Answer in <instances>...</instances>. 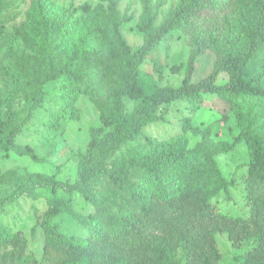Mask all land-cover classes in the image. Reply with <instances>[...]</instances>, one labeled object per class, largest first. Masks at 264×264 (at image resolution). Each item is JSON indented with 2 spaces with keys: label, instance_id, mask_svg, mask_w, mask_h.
Segmentation results:
<instances>
[{
  "label": "trees",
  "instance_id": "1",
  "mask_svg": "<svg viewBox=\"0 0 264 264\" xmlns=\"http://www.w3.org/2000/svg\"><path fill=\"white\" fill-rule=\"evenodd\" d=\"M252 7H256L255 26L232 43L213 47L210 35L222 30L227 19L239 12L248 13ZM159 8V1H146L136 23L144 34L145 44L135 51L131 50L121 32V26L130 21L132 15L120 13L112 1L96 14V30L106 46L103 76L119 95L135 100L136 104L130 112H124L120 98L96 100L99 123L89 127L86 147L78 152L75 179L58 180L54 175L40 172L21 174L14 169L0 172V182L12 179L22 192L33 186H42L52 193L32 233L36 225L41 226L46 243L65 254H74L75 264H99L105 258L106 249L138 252L150 232L167 233L175 225L180 226L187 237L185 264H215L204 251L200 253V263L194 260L190 242L193 231L188 221L189 216H195L210 206V198L204 196L207 188L227 190L215 153L202 140L191 148L175 150L170 145L181 141L182 136L163 141L143 132L144 126L164 120L158 113L163 104L182 100L194 102L204 93L218 94L229 105L239 130L233 144L245 141L250 150L246 164L245 200L250 207L247 221L255 228L258 246L264 245V0H178L177 5L157 23ZM79 9L84 17L90 12L86 3L74 7L71 1L69 7L64 8L60 21L62 28L70 24L71 16ZM174 31L190 37L184 77L178 85H161L163 65L155 61L154 69L146 70L142 64L146 56ZM194 36H201L202 42L196 44L192 39ZM208 51L214 57L211 70L202 78L193 80L196 62ZM57 66L48 63L40 75L27 114L10 127L5 126L1 118V107L10 104L13 95L0 98V134L6 131L0 136V149L14 150L35 161L41 160L30 145L18 144L14 138L42 103L45 96L43 85L59 78L65 79L64 103L52 114L48 131L55 136L64 133L73 116L75 94L82 81L74 63L58 62ZM22 70L23 76L29 75L30 69L23 66ZM155 71H158V77ZM5 72L13 79L12 71L5 68ZM222 74L226 79L220 81ZM185 126L190 124L185 123ZM141 138L146 140L144 153L134 149L112 159L122 147ZM186 158H191L192 164L182 169L177 194L158 189L157 175L165 164ZM99 180H106L108 187L97 188ZM60 189L69 196L80 193L94 210L88 214L74 210L69 199L56 195ZM189 198L197 201L191 202ZM61 212H67L88 229L89 237L80 239L61 232L52 223ZM0 239L15 244L18 237L0 229ZM119 262L116 264H127L123 257ZM263 262L264 257H261L251 264ZM31 264L41 263L33 258Z\"/></svg>",
  "mask_w": 264,
  "mask_h": 264
},
{
  "label": "rangeland",
  "instance_id": "2",
  "mask_svg": "<svg viewBox=\"0 0 264 264\" xmlns=\"http://www.w3.org/2000/svg\"><path fill=\"white\" fill-rule=\"evenodd\" d=\"M0 1V98L13 95L12 102L1 107L5 126L10 127L27 114L40 75L48 63H54L55 67H59L58 62L74 63L82 81L75 94L73 116L64 133L58 136L49 133L48 126L52 114L64 103L65 79L51 80L43 85L45 96L42 103L34 109L31 118L14 138L18 144L30 145L41 160L35 161L14 150L0 149V172L14 169L21 174L40 172L54 175L58 180H73L78 152L84 151L89 140L88 129L99 123L96 100L120 98L124 112H130L136 104L135 100L119 95L103 76L106 46L96 30V14L112 1L120 13L132 15V19L121 26V32L131 50L135 51L145 44L144 34L138 30L136 23L147 0ZM71 1L74 7L88 4L90 12L84 17L82 10H77L69 20L70 24L62 28L63 10L69 7ZM157 1L160 5L158 23L177 5L178 0ZM255 13L256 7H252L248 13L239 12L227 19L222 30L210 35L212 46L223 47L247 34L255 26ZM192 39L196 44L202 42L201 36ZM189 42V35L174 31L171 37L146 56L142 68L152 70L157 61L163 65L159 84L178 85L184 77ZM213 58L209 51L200 56L195 64L193 80L202 78L211 70ZM23 66L30 69L29 75L23 76ZM5 68L13 72V79ZM155 75L158 77V71ZM225 79L226 75L222 74L219 80ZM158 113L163 115L164 120L144 126V134L163 141L182 136L181 141L170 145L175 150L188 149L197 141H204L215 153L227 182V190L207 188L204 196L210 198V206L188 217L193 231L190 242L194 260L200 263L203 251L215 264H251L264 257V245L258 246L255 228L247 221L250 207L245 200L246 164L250 150L245 141L233 144L239 130L229 105L218 94L204 93L194 102L182 100L163 104ZM185 123L190 126L186 127ZM145 142L144 138L129 142L112 159L134 149L144 153L147 150ZM191 161V158H186L167 162L157 175L156 187L176 195L182 181V169L191 165ZM96 187H108V184L106 180H99ZM56 195L69 199L72 208L83 214L94 210L93 205L78 192L69 196L60 189ZM50 197L52 193L42 186H33L29 191L22 192L12 179L0 182V229L18 237L15 244L0 239V264H31L33 258L41 264H75L74 254H65L46 243L41 226L36 225L32 233ZM189 200L197 201L194 198ZM52 223L64 234L80 239H87L91 234L67 212L59 213ZM186 239V234L178 225L167 233L150 232L142 250L120 252L106 249L105 258L99 264L120 263L122 257L126 258L127 264H185Z\"/></svg>",
  "mask_w": 264,
  "mask_h": 264
}]
</instances>
